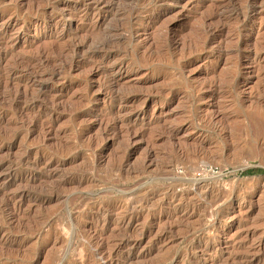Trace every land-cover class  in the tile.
I'll list each match as a JSON object with an SVG mask.
<instances>
[{"label": "rangeland", "instance_id": "rangeland-1", "mask_svg": "<svg viewBox=\"0 0 264 264\" xmlns=\"http://www.w3.org/2000/svg\"><path fill=\"white\" fill-rule=\"evenodd\" d=\"M250 168L264 0H0V264H264Z\"/></svg>", "mask_w": 264, "mask_h": 264}, {"label": "trees", "instance_id": "trees-1", "mask_svg": "<svg viewBox=\"0 0 264 264\" xmlns=\"http://www.w3.org/2000/svg\"><path fill=\"white\" fill-rule=\"evenodd\" d=\"M259 172H264V170L260 169V168H250V169L245 171V174H255V173H259Z\"/></svg>", "mask_w": 264, "mask_h": 264}, {"label": "bare ground", "instance_id": "bare-ground-1", "mask_svg": "<svg viewBox=\"0 0 264 264\" xmlns=\"http://www.w3.org/2000/svg\"><path fill=\"white\" fill-rule=\"evenodd\" d=\"M38 8V7H37ZM107 42V41H106ZM111 43V42H110ZM104 47V46H103ZM39 88H40V86H39ZM43 90V89H42ZM15 107V106H14ZM8 108V107H7ZM119 250V249H118ZM109 256V255H108ZM129 257V256H128ZM126 260V259H125ZM119 262V261H118ZM122 263V262H121ZM126 263V262H125Z\"/></svg>", "mask_w": 264, "mask_h": 264}]
</instances>
